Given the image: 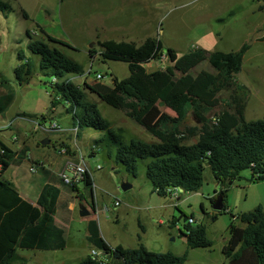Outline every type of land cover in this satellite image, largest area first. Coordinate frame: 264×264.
I'll use <instances>...</instances> for the list:
<instances>
[{
  "label": "trees",
  "instance_id": "obj_1",
  "mask_svg": "<svg viewBox=\"0 0 264 264\" xmlns=\"http://www.w3.org/2000/svg\"><path fill=\"white\" fill-rule=\"evenodd\" d=\"M256 1L261 3L260 10L263 11L264 0ZM9 10L11 7L0 0V11L5 14ZM24 17L29 18L28 14ZM41 32L43 39L33 40L28 45L31 57L24 50L18 52L17 82L29 85L39 73L53 91L52 111L59 105H65L78 131L89 129L101 134L95 145L109 161L114 162L117 167L115 174H121L118 169L121 167L137 179L140 165L147 162L146 177L152 185V192L168 198L170 189L198 193L203 187L205 172L210 169L221 187L220 193L210 200L215 204L221 198L223 206L231 184L240 179L243 172H252L250 183L264 181V120L247 121L249 90L236 81L250 49L248 45L235 52H209L199 48L182 56L169 49L166 52L169 67L149 73L146 66L165 50L158 38H150L142 46L99 42V56L105 62L126 63L130 77L120 80L113 76L110 86L85 84L86 89H82L70 79L85 75V67L52 45L78 50L42 29ZM98 51H90L91 59L98 55ZM205 62L210 64L214 73L194 76L192 72ZM53 78L60 82L54 85ZM10 83L0 74V115L14 100ZM86 90L96 94L108 106L125 113L157 142L131 139L127 143L103 118L97 105L87 101ZM225 91L231 93L228 109L218 116V123L207 122L203 115L220 106V94ZM161 108L171 110L172 114L163 112ZM191 111L200 124L183 128ZM17 116L31 120L37 118L25 113ZM46 120V116L41 118L43 122ZM77 136L80 137L79 132ZM195 138L198 139L196 143L186 144ZM0 150L4 151L0 158V264H25L26 260L19 255V250H65L66 231L56 223L55 217L58 205L68 209L71 199L63 202L61 191L47 184L37 206L26 201L14 184L3 178L18 153L1 139ZM20 152L25 154V150ZM81 183L91 191L94 200L92 176L85 175ZM77 186L67 187L76 192ZM223 210L227 212L226 206ZM185 220L188 222L189 219ZM185 228L191 231L190 235L183 234L190 249L213 247L204 225H186ZM88 233V241L103 252V257L98 259L88 255L76 264H183L188 259V254L178 257L173 253L152 252L144 244L136 248L121 245L113 248L101 237L96 220L89 221ZM223 253L230 264H264V207L239 216L232 215L229 239Z\"/></svg>",
  "mask_w": 264,
  "mask_h": 264
},
{
  "label": "rangeland",
  "instance_id": "obj_2",
  "mask_svg": "<svg viewBox=\"0 0 264 264\" xmlns=\"http://www.w3.org/2000/svg\"><path fill=\"white\" fill-rule=\"evenodd\" d=\"M2 1L9 4L12 10L8 14L0 11V74L11 82L10 89L14 100L4 114L0 115V139L18 152L26 143L29 145L28 150L36 157L44 152L59 159L51 160L49 163L51 166L49 176L39 169L36 173H31L30 169L35 166L33 162L17 159L12 169L6 173L5 179L16 185L22 194L24 191L18 182L23 180V186H28L30 194L28 199L32 201L38 199L44 185L50 184L63 190V202L69 198L73 203L72 207L69 203V209L59 204L56 215L58 224L66 231V249L56 252L19 250L21 257L26 260L25 264H76L91 255L94 245L87 240L90 217L81 218L80 211L82 207H86L91 214L93 212L96 214L94 205L101 207L103 213L96 221L100 235L106 242L114 244L120 238H124L128 248L144 244L148 250L155 253H173L178 257L188 254V259L183 264H230L223 250L229 239L232 215L239 216L260 206L264 207V181L250 183L252 172L250 170L243 172L241 178L235 180L227 192L225 212L224 206L221 211H215L210 200L221 191L210 169L205 172L203 187L198 193L181 192L178 197L168 198L154 194L152 187H148L151 185L146 177L147 162L140 165L137 179L121 167L118 168L121 174H115L114 169L117 167L114 162L109 161L101 151L98 153L100 149L95 145L101 134L86 129L83 132L78 131L80 137L76 136L72 131L73 120L67 113V107L59 105L52 111L53 91L46 85V80L37 73L29 85H21L16 80L15 69L19 66L18 52L24 50L26 55L31 57L28 45L33 40L43 39L41 29L48 35L68 42L78 50L71 51L52 45L85 67L87 75L73 80V83L82 89H86L85 84L88 83L90 86L96 84L110 86L113 76L120 80L129 78L128 65L123 62H105L99 55L96 56V61H92L90 57L92 44L85 40L77 25L73 23L74 16L70 7L64 8L60 13L61 0ZM174 1L172 11L168 9L167 13H163L162 18H159L158 38L162 41L165 51L173 49L182 56L199 48L209 52H235L248 45L250 49L245 55L242 72L236 76V81L249 90L247 121L264 120V10L260 11L261 3L257 4L256 0L254 4L249 0H233L225 2L222 6H215L213 3L221 0ZM186 1L192 4L189 7H181ZM239 4L242 6L232 12L235 17L232 23L224 26L216 23L217 18L214 19L213 16H224ZM22 10L29 15L28 19L24 17ZM200 15L206 19L198 21ZM214 31L219 41L214 39ZM165 51L147 66L149 73L169 67L170 62ZM36 63L38 64L37 60ZM90 69L92 74L88 75ZM201 73L214 71L210 64L205 62L192 72L194 76ZM98 74L103 76V80L97 79ZM86 92L87 101L97 105L103 118L111 123L114 131L121 134L127 143L131 139L147 143L157 142L142 127L126 117L125 113L103 103L96 94L88 90ZM230 95L228 91L221 93L220 106L204 114L203 118L209 123H215L218 116L228 109ZM161 109L172 114L169 109ZM21 113L37 118L16 120L17 115ZM44 116L47 117L45 123L41 121ZM55 124L60 131H50ZM199 124L191 111L183 128ZM45 139L50 141V145L42 146ZM197 141V138L191 139L186 144L192 145ZM64 149L66 154H61L60 151ZM79 156L85 159V164L92 173L94 200L91 191L87 190L84 184H78L76 192H72L60 178L67 160L78 162ZM67 175L71 176L70 173ZM124 182L129 184L133 182L135 186L125 192L121 189ZM117 202L122 204L121 208L115 205ZM125 203H130L133 207L127 208ZM185 218H193L197 224L206 227L208 238L213 242L212 248L192 250L188 247L187 240L183 237V234H186L185 226L188 225ZM173 221L175 226H172ZM139 236L141 241L138 239Z\"/></svg>",
  "mask_w": 264,
  "mask_h": 264
},
{
  "label": "crops",
  "instance_id": "obj_3",
  "mask_svg": "<svg viewBox=\"0 0 264 264\" xmlns=\"http://www.w3.org/2000/svg\"><path fill=\"white\" fill-rule=\"evenodd\" d=\"M227 1H233V0L216 1L213 3V5L215 4V6H217V5L222 6V4H224ZM249 1L251 2V4H254V0H249ZM3 3H5V2H3ZM241 3H242V1H241ZM256 3L260 4L259 2H256ZM184 4L181 5V7H184V6L189 7V5H191L192 3L191 2L189 3V1H186ZM7 5H9V4H7ZM59 5H60V8H59L60 13L66 7L71 8V10L73 12L72 14L74 16L73 23L77 25L78 30L80 31L81 35L85 38V40L89 44H92V46H91L92 50H97L99 42H111V41H113V42H117V43H133V44H136L137 46H142L148 39L158 38V24H159V20H160L159 18L163 15V13H167L168 9L170 12L172 11V8L175 6V1L174 0H66L64 2L61 1ZM240 6H242V4H239L234 9H231L230 11L226 12L224 16L223 15L213 16V18L214 19L217 18V19H215L216 23L220 24L221 26L228 25L229 23H232L235 19L234 14L232 12H234L236 9H239ZM11 10H12V7H11ZM11 10H9L8 12H10ZM8 12H6L5 14H8ZM22 13H23V15L27 14L23 10H22ZM204 19H206V17H204V16L202 17V15H200V17L197 20L200 21V20H204ZM221 20H223V21H221ZM213 36H214V39L219 41L215 31L213 32ZM61 41H63V40H61ZM167 50H169V49H167ZM165 52H167V51H165ZM99 54L100 53L98 51V55ZM91 60L96 61V57L92 58ZM146 69H147V66H146ZM21 114H24V113H21ZM46 121H44V123ZM27 147H29V145L24 143L21 146V148L19 149V152L17 150L13 149L14 151H16L18 153L14 162H16L17 159L28 160L27 157L30 155L32 157L31 162H33V164L35 165V168H36L35 172H31V169H30L31 173H36V171L39 169L45 175H47V176L51 175V171H50L51 166L49 165V163L51 162V160H54V159L59 160V159L56 158L55 155L51 157L44 152L41 153L38 157H36L32 154L31 150H28ZM38 148H39V145H38ZM20 150L21 151L25 150V154L23 155V157H20L21 156ZM98 153H101L100 150L98 151ZM73 155L75 156L76 154H73ZM69 161H71V160H67L66 165ZM14 162L12 163L9 170L12 169ZM6 173L3 175L4 179H5ZM91 175H92V173H91ZM22 181L18 182V183L20 184L19 185L20 188H22V190L24 191L23 194L20 192L19 188L16 185H14V186L18 189L19 193L21 194V196L26 201H28L29 203H31L34 206H37V201H38L41 193H39L38 199L36 201H32V200L28 199L29 195H30L29 190H28V186H26V185H25L26 187L23 186ZM124 183H126V182H124ZM46 185H44V187ZM131 185H132V189H133L135 186V183L131 182ZM150 185H151V183H150ZM55 187H57V186H55ZM148 187H152V185L148 186ZM43 188L41 189L40 192H42ZM57 188L61 191V194L63 196V190L59 187H57ZM67 199H69V198H67ZM72 204L73 203L71 202L70 207H72ZM121 206H122V204L120 203V205L117 207L121 208ZM125 206L127 208L133 207L130 203H125ZM94 208H96V214H94V212H93V214H91V216H90L89 221L98 220L99 216L103 215V213L101 211V207H97L96 205H94ZM105 209L108 210L109 208H105ZM126 212H125V214H126ZM55 220H56V217H55ZM89 221H88V223H89ZM56 223L58 224L57 220H56ZM160 224H163V222H160ZM172 226H175V221L172 222ZM88 238H89V235L87 236V240H88ZM138 239H139V241H141L140 236L138 237ZM106 243L113 248L120 246V245L128 248V246L125 245V243H124V238H120L114 244H111L109 242H106ZM93 250L101 252L94 246L92 248V251Z\"/></svg>",
  "mask_w": 264,
  "mask_h": 264
},
{
  "label": "built area",
  "instance_id": "obj_4",
  "mask_svg": "<svg viewBox=\"0 0 264 264\" xmlns=\"http://www.w3.org/2000/svg\"><path fill=\"white\" fill-rule=\"evenodd\" d=\"M92 69V68H91ZM91 69L88 72V75H91L90 73L92 72ZM87 74L83 75V76H76V77H72L70 79V82L73 83V80L75 79H80L85 77ZM97 79L99 81L103 80V76L101 75H97ZM60 81L57 78H53L52 83L54 85L58 84ZM68 83V82H67ZM28 118H24V117H19L17 116L16 120H27ZM219 122V118L215 120V123ZM35 124L39 125L37 122H34ZM40 126V125H39ZM78 126L77 127H73L72 131L73 133L77 136L78 135ZM50 131H60L59 127L55 124ZM17 141V140H15ZM61 154H66V149L61 150L60 151ZM4 151L0 150V158L3 156ZM27 159L29 161H32V157L29 155L27 157ZM79 161L78 162H74V161H69L64 169V171L62 172V174L60 175V178L62 179L63 183L65 186H71L73 184H80L83 180V178L85 177V175L90 174L91 175V171L89 170V168L87 167V165L85 164V159L83 157H79ZM1 168V165H0ZM35 166L31 168V172H35ZM67 173H70L71 176L67 175ZM92 176V175H91ZM94 188V186H93ZM168 193L170 194V197H178L181 193V189L177 188V189H170L168 191ZM117 206L120 205V203L118 202L116 204ZM188 225L189 226H196L197 222L195 219L190 218L188 220ZM191 231L186 229V234L190 235ZM91 255L95 258L101 259L103 257V252H98V251H92Z\"/></svg>",
  "mask_w": 264,
  "mask_h": 264
},
{
  "label": "water",
  "instance_id": "obj_5",
  "mask_svg": "<svg viewBox=\"0 0 264 264\" xmlns=\"http://www.w3.org/2000/svg\"><path fill=\"white\" fill-rule=\"evenodd\" d=\"M50 145V141L48 139H45L43 142H42V146H48ZM121 189L125 192L129 191L132 189V185L129 184V183H124L121 185ZM181 192H184L182 189H181ZM214 210L215 211H221L222 208H223V200L221 198H219L217 200V202L214 204ZM80 216L81 218H87V217H90L91 216V212H89V210H87L86 207H82L81 208V211H80Z\"/></svg>",
  "mask_w": 264,
  "mask_h": 264
}]
</instances>
